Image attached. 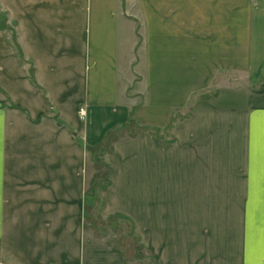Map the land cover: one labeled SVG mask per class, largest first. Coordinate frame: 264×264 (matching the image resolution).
Returning a JSON list of instances; mask_svg holds the SVG:
<instances>
[{
    "label": "crops",
    "instance_id": "obj_1",
    "mask_svg": "<svg viewBox=\"0 0 264 264\" xmlns=\"http://www.w3.org/2000/svg\"><path fill=\"white\" fill-rule=\"evenodd\" d=\"M0 264H264V0H0Z\"/></svg>",
    "mask_w": 264,
    "mask_h": 264
},
{
    "label": "rangeland",
    "instance_id": "obj_2",
    "mask_svg": "<svg viewBox=\"0 0 264 264\" xmlns=\"http://www.w3.org/2000/svg\"><path fill=\"white\" fill-rule=\"evenodd\" d=\"M132 57V56H131ZM138 58V55L137 53L134 55L133 58H131V61L133 62L135 60V63L137 62V59ZM141 132V129L137 126H134V125H131L129 126V128H126L124 130H118L115 132V134L112 135V137L110 138V142L105 144L104 145V148L101 147L100 151H97V150H94L93 154H94V160H96V163L98 164L97 165V169H98V174L100 176V179H101V183H103V185L106 183L107 181V175L109 173V168H108V165L105 161V159H107V152H109L110 150V143L113 141V140H117L119 138H123V137H126V136H133L137 133ZM103 149H105V153L103 151ZM104 152V153H103ZM105 156V157H104ZM101 191V189H100ZM101 195V193H100ZM95 214H92L90 220L92 222V224H94L93 226L96 227L99 231L100 234H106L108 232H110L111 230H114V228H117V230H120V232L122 233H127L128 235L134 237V231H133V227L132 225L128 222V221H125V220H122V219H113L111 218L110 220L107 219V218H103L102 216L101 217H98L97 220H94ZM135 250H136V254H139L141 253L140 252V248L137 247L135 245Z\"/></svg>",
    "mask_w": 264,
    "mask_h": 264
},
{
    "label": "trees",
    "instance_id": "obj_3",
    "mask_svg": "<svg viewBox=\"0 0 264 264\" xmlns=\"http://www.w3.org/2000/svg\"><path fill=\"white\" fill-rule=\"evenodd\" d=\"M108 184H109V179L106 181V183H105L104 185H102V184L100 183V187L104 189L106 186H108Z\"/></svg>",
    "mask_w": 264,
    "mask_h": 264
},
{
    "label": "built area",
    "instance_id": "obj_4",
    "mask_svg": "<svg viewBox=\"0 0 264 264\" xmlns=\"http://www.w3.org/2000/svg\"><path fill=\"white\" fill-rule=\"evenodd\" d=\"M80 114L84 117L85 116V112L83 109L80 110Z\"/></svg>",
    "mask_w": 264,
    "mask_h": 264
}]
</instances>
